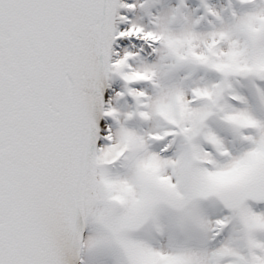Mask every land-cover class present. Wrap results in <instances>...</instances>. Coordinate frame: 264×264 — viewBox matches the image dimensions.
<instances>
[{
    "label": "snow or ice",
    "instance_id": "snow-or-ice-1",
    "mask_svg": "<svg viewBox=\"0 0 264 264\" xmlns=\"http://www.w3.org/2000/svg\"><path fill=\"white\" fill-rule=\"evenodd\" d=\"M0 264H264V0H0Z\"/></svg>",
    "mask_w": 264,
    "mask_h": 264
}]
</instances>
